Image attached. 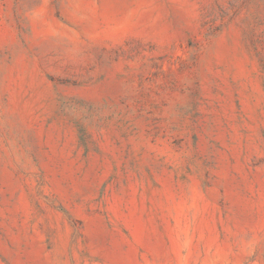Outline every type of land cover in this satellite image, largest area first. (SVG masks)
Returning <instances> with one entry per match:
<instances>
[{"label":"rangeland","instance_id":"1","mask_svg":"<svg viewBox=\"0 0 264 264\" xmlns=\"http://www.w3.org/2000/svg\"><path fill=\"white\" fill-rule=\"evenodd\" d=\"M0 264H264V0H0Z\"/></svg>","mask_w":264,"mask_h":264}]
</instances>
